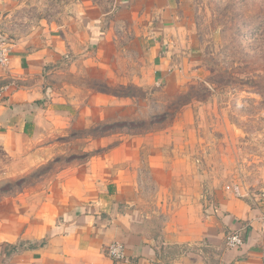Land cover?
Segmentation results:
<instances>
[{"label": "crops", "instance_id": "0c3cea01", "mask_svg": "<svg viewBox=\"0 0 264 264\" xmlns=\"http://www.w3.org/2000/svg\"><path fill=\"white\" fill-rule=\"evenodd\" d=\"M189 2L116 0L113 14L91 4L20 38L0 37L10 47L0 64V147L41 126L134 118L136 95L99 85L180 92L193 69L188 53L200 50L184 12ZM123 25L133 36L125 46ZM188 122L116 142L100 136L98 152L65 170L40 206L0 226V264H264V210L230 185L200 199L202 178L185 150ZM232 233L242 246L228 247ZM114 242L126 260L108 256Z\"/></svg>", "mask_w": 264, "mask_h": 264}, {"label": "rangeland", "instance_id": "374dc122", "mask_svg": "<svg viewBox=\"0 0 264 264\" xmlns=\"http://www.w3.org/2000/svg\"><path fill=\"white\" fill-rule=\"evenodd\" d=\"M91 4L111 14L117 9L116 0H0V37L20 38ZM184 7L200 44L199 51L187 54L193 65L188 85L176 94L161 86L99 85L136 95L134 118L101 127L99 122L88 128L41 126L7 144L16 146L0 147V226L40 206L65 170L98 152L99 135L116 142L119 134L188 121L189 134L187 129L183 134L192 144L185 150L202 178L200 199L230 185L264 210V0H190ZM123 28L119 38L125 46L133 36ZM184 103L188 112L180 115Z\"/></svg>", "mask_w": 264, "mask_h": 264}, {"label": "built area", "instance_id": "2783aa9c", "mask_svg": "<svg viewBox=\"0 0 264 264\" xmlns=\"http://www.w3.org/2000/svg\"><path fill=\"white\" fill-rule=\"evenodd\" d=\"M9 51L10 47L5 45V43L0 45V64L6 65L9 62ZM6 91V86H0V97L3 96ZM230 189V186H227ZM234 190V189H233ZM234 192L239 195L238 191L235 189ZM244 244V240L239 233H232L227 238V245L229 248H238ZM107 254L112 259L117 261H122L127 259L126 250L122 243L114 242L107 247Z\"/></svg>", "mask_w": 264, "mask_h": 264}, {"label": "trees", "instance_id": "16d2710c", "mask_svg": "<svg viewBox=\"0 0 264 264\" xmlns=\"http://www.w3.org/2000/svg\"><path fill=\"white\" fill-rule=\"evenodd\" d=\"M185 105H188V103H184V104H182L181 106H185ZM111 121V120H110ZM121 121H123V120H121ZM116 122H119L118 120H116ZM107 122H101V123H99V125L98 126H100V125H102V124H106ZM101 127V126H100ZM105 135V133L104 134H101V135H99V136H104Z\"/></svg>", "mask_w": 264, "mask_h": 264}]
</instances>
